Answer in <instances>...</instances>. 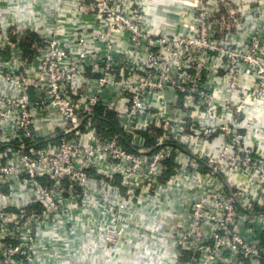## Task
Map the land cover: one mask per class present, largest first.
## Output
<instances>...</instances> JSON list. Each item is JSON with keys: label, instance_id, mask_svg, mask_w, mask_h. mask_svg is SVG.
<instances>
[{"label": "built area", "instance_id": "2783aa9c", "mask_svg": "<svg viewBox=\"0 0 264 264\" xmlns=\"http://www.w3.org/2000/svg\"><path fill=\"white\" fill-rule=\"evenodd\" d=\"M58 1L52 27L0 25V264H84L137 234L172 264H264V25L243 21L264 0H186L173 29L144 0Z\"/></svg>", "mask_w": 264, "mask_h": 264}, {"label": "crops", "instance_id": "0c3cea01", "mask_svg": "<svg viewBox=\"0 0 264 264\" xmlns=\"http://www.w3.org/2000/svg\"><path fill=\"white\" fill-rule=\"evenodd\" d=\"M185 1L144 0L143 9L145 10V15L148 17V21H152V24L156 28L167 27L168 29H173L174 21H180L178 20L180 15H189L187 6L182 7ZM26 7L30 9L28 8L27 10ZM60 8L61 6H59L58 0H0V12H3L0 25L13 22L16 19L15 16H17L23 18L24 21H30L32 19L38 25L52 27L54 21L62 16L59 11ZM29 18L31 19L29 20ZM181 19L183 20L184 18L181 17ZM243 21H246L244 27L250 30L254 25L263 26L264 16L248 14L246 18L244 17ZM245 41L241 39L237 42L242 43ZM0 91L5 94L10 93L9 87L2 79H0ZM249 116L254 117L257 126L264 131V101L256 105L249 113ZM163 233L165 232L163 231ZM139 236L141 235L137 234L134 236V239L131 237L126 239L123 247H120L114 252L110 249V258H105V256L101 255L97 257L96 255L93 262L88 261L84 264H172V258L177 255V248L174 244L170 243L166 238L162 241L159 240V242L155 240H140L138 241L140 246L135 250L133 245L136 244L135 240H139L137 239ZM166 255L167 258L165 257Z\"/></svg>", "mask_w": 264, "mask_h": 264}, {"label": "trees", "instance_id": "16d2710c", "mask_svg": "<svg viewBox=\"0 0 264 264\" xmlns=\"http://www.w3.org/2000/svg\"><path fill=\"white\" fill-rule=\"evenodd\" d=\"M35 40H36V36L34 34H30V33H26L25 35L20 37V44L28 56H31L33 54L32 45H33ZM97 114H98L97 115L98 120L101 121L105 125V127H109L110 132H117V129H116L115 125L113 124L115 121V115L112 114L111 118L108 120L106 118H102L103 108H101V107H99L97 109Z\"/></svg>", "mask_w": 264, "mask_h": 264}, {"label": "rangeland", "instance_id": "374dc122", "mask_svg": "<svg viewBox=\"0 0 264 264\" xmlns=\"http://www.w3.org/2000/svg\"><path fill=\"white\" fill-rule=\"evenodd\" d=\"M182 30V29H181ZM237 45H239L240 43L236 42ZM186 45V44H185ZM189 50V49H188Z\"/></svg>", "mask_w": 264, "mask_h": 264}]
</instances>
